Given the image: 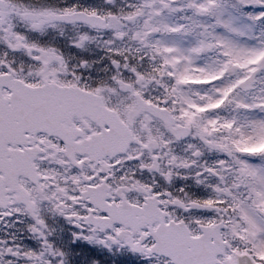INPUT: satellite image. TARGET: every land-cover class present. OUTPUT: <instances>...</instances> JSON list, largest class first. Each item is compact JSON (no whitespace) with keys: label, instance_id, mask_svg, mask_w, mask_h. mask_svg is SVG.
<instances>
[{"label":"snow or ice","instance_id":"6c2138e0","mask_svg":"<svg viewBox=\"0 0 264 264\" xmlns=\"http://www.w3.org/2000/svg\"><path fill=\"white\" fill-rule=\"evenodd\" d=\"M0 264H264V0H0Z\"/></svg>","mask_w":264,"mask_h":264}]
</instances>
